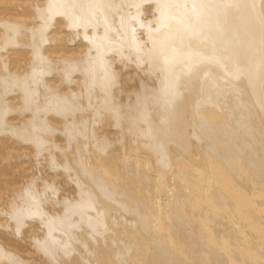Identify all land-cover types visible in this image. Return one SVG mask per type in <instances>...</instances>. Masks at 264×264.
I'll use <instances>...</instances> for the list:
<instances>
[{
	"label": "bare ground",
	"instance_id": "bare-ground-1",
	"mask_svg": "<svg viewBox=\"0 0 264 264\" xmlns=\"http://www.w3.org/2000/svg\"><path fill=\"white\" fill-rule=\"evenodd\" d=\"M14 2L0 264H264V0Z\"/></svg>",
	"mask_w": 264,
	"mask_h": 264
},
{
	"label": "rangeland",
	"instance_id": "rangeland-1",
	"mask_svg": "<svg viewBox=\"0 0 264 264\" xmlns=\"http://www.w3.org/2000/svg\"><path fill=\"white\" fill-rule=\"evenodd\" d=\"M14 1H16V0H14ZM14 1H13V2H14ZM25 1H26V0H25ZM10 2H11V6L9 5ZM10 2H9V0H8L7 3H9V4H8L9 6H8V5L5 6V10H7V9H6L7 7H8V8H11V7H12L11 10L8 9L9 12H12V11L15 10V9H16L17 11L19 10V12L22 10V9H20V8L18 9V7L15 6V5H18L19 2H16L17 4H16L15 2L13 3L11 0H10ZM27 2H28V1H27ZM27 2H26V4H29V2H28V3H27ZM7 3H6V4H7ZM12 4H13V5L15 4V5L13 6ZM144 5H147V4H144ZM30 6H31V5H29V6H28V5H27V6L25 5V7H30ZM145 7H148V5H147V6H144V8H145ZM2 9H3V8H2ZM28 9H29V8H28ZM5 10H4V9L1 10V8H0V12H2V11L5 12ZM145 10H146V9H145ZM8 11H7V12H8ZM26 11H27V10H26ZM13 12H15V11H13ZM17 13H18V12H17ZM17 13H16V14H17ZM53 24H54V23H53ZM53 24H52V26H53ZM52 26H51V25L49 26V32L52 30V28H51ZM54 27H55V24H54ZM50 28H51V29H50ZM53 29H54V28H53ZM62 32H65V31H62ZM64 34H67V32H65ZM74 39H75V38H74ZM74 39H73V40H74ZM76 39H77V38H76ZM76 39H75V40H76ZM75 40H74V41H75ZM64 43H65V44H64ZM68 43H69V45H70V44L73 45V43L78 44V43H77V40H76V42H73V41H72V42H68ZM63 44L66 46L67 42H63ZM69 45H67V46H69ZM71 45H70L69 47H71ZM67 46H66V47H67ZM74 46H77V45H73V47H74ZM8 52H11V51H8ZM8 52H7V53H8ZM10 55H12V53H9V56H10ZM14 56H15V55H14ZM10 57H11V56H10ZM11 58H12V57H11ZM123 67H124V66H123ZM123 67H122V70H123V69L126 70L127 67H126V66H125L126 68H123ZM124 70H123V71H124ZM138 72H139V70H138ZM49 77H50V76H49ZM118 85H119V84H116L115 86H118ZM0 137H2V136L0 135ZM4 139H5L4 137H3L2 139L0 138L1 141H4ZM8 140H9V139H8ZM9 141H10V140H9ZM9 141H8V145H9ZM11 141H12V140H11ZM11 141H10V142H11ZM5 142L7 143V140L4 141V143H3V142H2V143L0 142V168H4V169H6V167H7V168H8V172L11 171V173L8 174L7 172H5V173H7V174H1L0 179H3V180L6 179V180H8V182H10V183H11L12 180H13V181L18 180V181L20 182V181L23 180V179L26 180V178H23V177H25V176H27V175L29 176V173H28V172H30V174H31L32 172H33L34 174L37 173V172H39V173L37 174V176H35L36 174L34 175V178L36 179V181H38V180H39L38 176L40 175L41 172H42V173L44 172V174H45L44 176H46V177H47V176L49 177V175H52V174L47 173V172H49L51 169H48L49 171L46 170V169H45V170H44V169L41 170L42 165H39V166H38V165H34L35 160H34L33 158H31V157L25 155V154H28V152L25 151V152H26V153H25V152L23 151V150H26L25 147H21L23 150H22L21 148L18 149L20 146H23V143H21V145H20V142H19L18 144L16 143L17 146L15 145V143H14V144L12 143L14 146H13V145L11 146V144H10L11 148H12V147L17 148L18 150H17V149H16V150L20 152L21 155H19V156H21V157H18V153H19V152L17 153V152L15 151L14 148H13V149H14V153L16 152L17 155H16V154H13V156H12V155H11L12 153L10 152V153H11V154H10V153L7 151V150H10L11 148H9L10 146H9L8 148H6L7 145L5 146ZM19 145H20V146H19ZM5 150H6V153L8 152V153L10 154V158H12V159H8V158H9L8 154H6V156L4 155ZM20 150H22V152H24V156H22L23 153H21ZM3 151H4V152H3ZM10 151H11V150H10ZM12 152H13V150H12ZM2 154L4 155V158H5V157H8V158H6V159H3V158H2V159H1V157L3 156ZM14 155H16L19 159H18L17 157H16V158H17L18 160L15 159V158L13 159V157H15ZM16 160H17V161H16ZM39 161H40V164H42L43 161H42V160H39ZM43 163H44V162H43ZM7 165H8V166H7ZM13 165H14V166H13ZM29 166L31 167V170L33 169L34 171L31 172V170H29V169H30ZM34 166H36V168H35ZM10 167H12V168H10ZM27 167H28V168H27ZM32 167H33V168H32ZM38 167H39V168H38ZM23 168H24V169H23ZM9 169H10V170H9ZM27 169H28V171H27ZM35 169H37V170H35ZM57 171H58V170H57ZM50 172L52 173L53 171H50ZM25 173H26V174H25ZM46 173H47V174H46ZM24 175H25V176H24ZM42 175H43V174H42ZM28 176H27V177H28ZM56 176H57V175H56ZM60 176H61V175H60ZM30 177H32V175H30ZM30 177L28 178V180L30 179ZM58 177H59V175H58ZM32 178H33V177H32ZM59 178H61V177H59ZM55 179H56V178H55ZM3 180H1V181H3ZM6 180H5V181H6ZM10 180H11V181H10ZM24 180H23V181H24ZM1 181H0V182H1ZM13 181H12V184H13ZM18 181H17V182H18ZM3 182H4V181H3ZM6 182H7V181H6ZM19 182H18V183H19ZM57 182L59 183V179H58ZM14 183H16V182H14ZM60 183H61V182H60ZM16 184H17V183H16ZM16 184H15V185H16ZM8 185H9V183H8ZM18 185H19V184H18ZM18 185H16V186H18ZM61 185L63 186L62 183H61ZM64 185H65V184H64ZM6 187H7V185H6ZM64 187H66V188L68 189L69 184H68V187H67V186H64ZM7 188H8V187H7ZM6 193H7V192H6L5 189L3 190L2 188H0V201H2V200H4V199H7V198L5 197V196H6ZM0 206H1V205H0ZM25 226H26V225H25ZM6 230H8V227H6V229L0 227V235H1V236H4V232H5ZM22 230H23L24 233H26V228L23 227ZM38 231H39V230H38ZM7 234H10V232L7 231ZM26 234H27V233H26ZM28 234H29V233H28ZM15 235L17 236V238H15V239H8V240H9L8 242H11V243H13L14 241L16 242L17 240H19L18 238H21V241H23V240H25V241L27 240V241H28V238H24L23 234L17 233V234H15ZM9 238H11V237H9Z\"/></svg>",
	"mask_w": 264,
	"mask_h": 264
}]
</instances>
